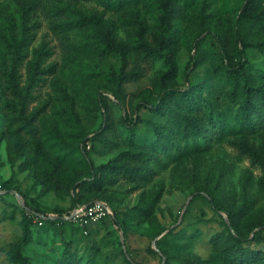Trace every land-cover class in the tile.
I'll return each mask as SVG.
<instances>
[{"label": "rangeland", "instance_id": "rangeland-1", "mask_svg": "<svg viewBox=\"0 0 264 264\" xmlns=\"http://www.w3.org/2000/svg\"><path fill=\"white\" fill-rule=\"evenodd\" d=\"M243 2L188 0V15L177 22L179 73L170 85L193 92L195 111L221 124L220 133L206 137L186 129L182 114L177 121L168 110L150 108L169 65L131 46L141 39L155 43V0H0V65L12 63L6 38L21 36L28 17L38 25L23 60V81L42 49L44 65L55 67L30 103L31 109L42 107L35 141L12 132L0 111V264H133L129 256L141 264H225L226 256L237 264L264 261V230L256 234L259 228L244 224L264 220L262 169L229 142L243 133L242 113L229 97L232 82L213 36L234 37ZM111 43L130 46L126 60ZM248 55L253 81L264 86L263 55L255 47ZM138 103L141 121L132 130L124 117L131 118ZM158 125H164L163 145ZM133 139L156 148L153 171L138 181L121 178L98 191H80L78 184L93 180L94 169ZM17 190L46 211L103 200L111 214L94 222L89 234L75 222L35 223L23 260H17L25 220ZM228 211H238L239 228L230 224ZM235 240L253 252L240 255Z\"/></svg>", "mask_w": 264, "mask_h": 264}, {"label": "trees", "instance_id": "trees-1", "mask_svg": "<svg viewBox=\"0 0 264 264\" xmlns=\"http://www.w3.org/2000/svg\"><path fill=\"white\" fill-rule=\"evenodd\" d=\"M120 1L124 2L125 0ZM155 1L160 11L158 30L152 32L155 43L151 44L141 39L140 43L131 46L133 49H142L148 57H164L169 65V68L161 76L162 90L157 97L156 104H151L150 108L158 112L168 110L176 116L177 121H179V115L182 114L185 128L191 129L196 134L211 137L215 133H220V123L207 120L205 115L198 113L195 111V107L191 106L194 100L193 92L187 89L174 88L170 85V82L179 73L177 22L187 17L186 4L188 0ZM37 25L36 21L30 23L28 17L24 18L21 36L14 35L13 40L6 38V42L11 46V52L13 53L12 63L4 65V61H2L0 65V111L5 112L8 127L12 132L20 135L26 133L31 141H35V138H37L36 120L42 112V107L30 108V103L37 96L34 89L45 78V74L55 71L54 65H44L47 50L42 49L38 53L37 60L30 64L28 78L25 81L22 79L23 60L27 56L28 46L36 34ZM235 28L234 37L227 41L223 37L213 34L217 42L219 56L223 61L224 74L232 82V87L228 92L229 97L239 104L242 113L243 133L231 137L229 142L241 155L248 157L253 165H257L262 169L260 185L264 188V86L253 81L248 55V48L255 47L264 57V0H244L240 8V14L236 19ZM249 31L253 32L254 36L249 37ZM111 46L120 51L124 60H126L129 45L111 43ZM193 60V64L197 65L198 59L194 58ZM140 107L139 103L136 104L132 109V117L129 118L128 114L124 117L125 124L132 130L141 121ZM163 127L164 125H158V140L161 145L164 144L162 140L164 137ZM158 157V152L152 144L139 143L133 139L130 145L117 156L94 169L93 180H84L78 186L80 191L93 192L112 186L121 178L138 181L139 178H143L147 176L148 172L153 171L151 162L158 159ZM8 191H15V189L9 187ZM16 192L25 202L23 235L17 242V260H23L22 249L29 240L31 226L35 224L34 218L36 215H39L43 220L41 225L46 223H72L73 221L67 218L72 209L79 204L91 202H77L69 210L58 209L55 212H50L39 207H33L28 203L23 193L18 190ZM159 196L160 193L157 194L155 200ZM82 197L79 195L80 199ZM211 204L218 212L222 211L213 198ZM227 216L231 225L236 228L240 227L241 219L238 216V211H228ZM115 221L117 220L115 219ZM244 224L251 229L259 228L256 230V234L264 230V220L245 222ZM73 225L81 229L83 234H89L90 232V227L88 233H85L84 229L78 224ZM232 246L240 255H249L253 252L249 246L244 245L243 240H235ZM128 260L133 264H141L136 263L131 256L128 257ZM261 263L264 264V261H259L257 264ZM225 264L237 263L233 256H226Z\"/></svg>", "mask_w": 264, "mask_h": 264}, {"label": "built area", "instance_id": "built-area-1", "mask_svg": "<svg viewBox=\"0 0 264 264\" xmlns=\"http://www.w3.org/2000/svg\"><path fill=\"white\" fill-rule=\"evenodd\" d=\"M111 214V208L103 200H94L89 203L79 204L75 206L67 218L84 229L88 233V228L103 217ZM35 223L42 224L43 220L39 215L34 218Z\"/></svg>", "mask_w": 264, "mask_h": 264}]
</instances>
